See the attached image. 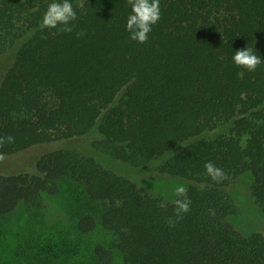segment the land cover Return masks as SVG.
Instances as JSON below:
<instances>
[{
	"label": "trees",
	"instance_id": "obj_1",
	"mask_svg": "<svg viewBox=\"0 0 264 264\" xmlns=\"http://www.w3.org/2000/svg\"><path fill=\"white\" fill-rule=\"evenodd\" d=\"M51 2L0 0V52L18 40L0 83V137L14 142L0 155L69 146L43 153L36 170H0V218L70 181L69 222L19 237L0 264H264V233L229 219L245 171L264 211V62L250 72L232 59L252 47L264 61V0H160L146 43L126 31L127 0H70V33L40 28ZM98 154L188 180L190 211L169 227L174 201ZM209 161L226 179L205 175Z\"/></svg>",
	"mask_w": 264,
	"mask_h": 264
},
{
	"label": "rangeland",
	"instance_id": "obj_2",
	"mask_svg": "<svg viewBox=\"0 0 264 264\" xmlns=\"http://www.w3.org/2000/svg\"><path fill=\"white\" fill-rule=\"evenodd\" d=\"M17 44V39H9L0 52V83L5 70L14 62ZM68 146L66 143L58 141L35 145L19 153V155L0 159V170L9 173L36 170V162L43 153ZM97 157L106 166L118 173L130 176L141 186L163 196L169 202L177 199L173 195L176 186L183 185L188 188L190 185V182L184 179L160 175L141 176L127 163L111 159L102 154H98ZM253 181L252 173L245 171L236 177L230 187L236 201V211L230 215L229 219L244 234L264 233V211L252 194ZM72 186L70 181H63L59 192H46L43 194L40 205L30 208L27 204L20 203L13 212L0 218V259L13 254L18 245L19 237L21 239L24 236L30 237L36 231L53 232L67 226L69 222L67 205L70 195L74 193V190L71 189ZM121 263V259L118 258L114 264Z\"/></svg>",
	"mask_w": 264,
	"mask_h": 264
},
{
	"label": "clouds",
	"instance_id": "obj_3",
	"mask_svg": "<svg viewBox=\"0 0 264 264\" xmlns=\"http://www.w3.org/2000/svg\"><path fill=\"white\" fill-rule=\"evenodd\" d=\"M127 4L131 6V13L127 18L126 31L130 33V39L138 43H146L148 34L152 30V26L160 20V0H127ZM76 7L83 8V0H78ZM77 19V13L70 0H52L48 5L46 12L43 15L40 28H50L58 30L61 33H70L73 28L70 27V22ZM62 26V27H58ZM84 36L82 31L77 34ZM233 62L237 67L244 68L250 72L264 61L261 56L254 53L252 47H245L235 51ZM13 143L14 137H0V146L5 142ZM0 155V159H2ZM205 175L210 177L215 182H220L226 179V174L223 169L217 167L211 161L204 165ZM204 186L201 185V188ZM174 217H168L167 223L169 227H174L180 220L183 219L185 213L190 211L191 200L187 196V188L183 185H178L174 189Z\"/></svg>",
	"mask_w": 264,
	"mask_h": 264
}]
</instances>
